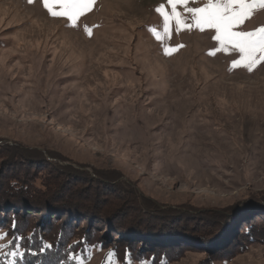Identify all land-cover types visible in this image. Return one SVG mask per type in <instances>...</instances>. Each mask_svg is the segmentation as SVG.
<instances>
[{
    "label": "rangeland",
    "instance_id": "1",
    "mask_svg": "<svg viewBox=\"0 0 264 264\" xmlns=\"http://www.w3.org/2000/svg\"><path fill=\"white\" fill-rule=\"evenodd\" d=\"M1 143L53 152L91 176L116 171L173 208L190 202L212 216L248 203L222 222L206 215L218 229L204 243L187 231L148 237L95 223L102 241L82 257L69 252L71 264H207L224 249L228 259L213 264H264V234L230 248L264 220V200L253 202L264 193V0H0ZM0 198V217L18 214L19 229L91 224L79 205L63 212ZM116 204L113 225L144 230L118 219L129 208ZM5 226L0 264H11L7 255L22 251L11 250ZM118 239L139 255L170 253L132 259Z\"/></svg>",
    "mask_w": 264,
    "mask_h": 264
},
{
    "label": "trees",
    "instance_id": "2",
    "mask_svg": "<svg viewBox=\"0 0 264 264\" xmlns=\"http://www.w3.org/2000/svg\"><path fill=\"white\" fill-rule=\"evenodd\" d=\"M47 154L48 156L38 150L7 143L0 144V194H2L3 199L5 200L8 197L7 203H17L18 206L20 204L40 205L49 209L56 208L57 211L63 212L72 209L73 205H79L78 207H81L79 208L80 211L87 214L86 217L89 216L91 224L87 225L86 220L83 219L79 223L81 228L73 227V222L66 223L62 227L54 226L53 229L48 231H46L47 227H43L44 229L42 226L32 227L31 224L27 228L19 229V215L13 211L9 212L4 217H0V227L2 225H7L5 227L8 229L11 227L10 232L13 239V243L10 245L11 250L16 251L18 246L22 251L20 256L14 254L10 257L7 255L5 261H9L11 264H71L74 259L69 257V252H74V256L82 257L87 253L89 246L95 244L98 240L102 241L100 235L103 229L100 230L99 227L94 225L95 223L103 228H107L106 226L110 224V228L116 231L130 234L142 233L148 237H160V235L168 233L169 236L174 235V232H170L168 229L183 233L187 231L189 237L204 243L201 241H209L213 231L218 229V223L212 226L207 225L206 215L210 216V219L222 222L223 215L221 214H224V218L226 216L233 217L237 213L238 206H240L239 211L246 209L248 206L247 202L237 201L220 209V212L216 211L215 215L212 216L209 214L213 210L201 209L190 202L178 203L173 208L148 194L134 189L133 184L129 180L123 179L122 174L116 171L94 169L93 176H91L88 172L77 170L71 165H61L50 159L56 157L53 156V152ZM27 169H31L34 174L27 172ZM10 174L12 176H7ZM73 176H75V179ZM76 180L81 183H75ZM97 189L101 191L103 196H99ZM260 200H264V193H260L253 198V202ZM121 201H123L125 207L129 208V212L126 215L127 217L119 214L117 218H135V221H140H136L141 225H138V227H143L144 230L137 229L136 225V227L131 226L130 223L124 221L113 225L111 221L115 216L110 215L112 218H107V214H111V212L114 214L120 210L116 202ZM89 203L94 207H88L87 204ZM74 208L76 209V207ZM83 210H86L87 213ZM101 216H106V218H100L102 219L100 221L99 217ZM259 219H261L259 223L252 227H246L244 233L238 234L236 241L230 248L236 247L238 243L251 245L260 241V236L264 234V220L260 216ZM9 223L10 226H8ZM233 223H235L234 220L231 221L230 219L228 226H232ZM191 225L201 232H194L195 229L191 228ZM230 227L226 228L225 231H229ZM40 228L44 232H40ZM115 243H122L118 245L119 248L126 255L136 260L154 256L156 257V263H158L159 258H167L168 253H170V251L165 250H144L139 255L136 243H134V247L128 242H120L119 239ZM71 247L74 248V251L67 249ZM228 250L224 249L221 252L210 253L206 263L213 264L221 256L227 260ZM169 261H171V258Z\"/></svg>",
    "mask_w": 264,
    "mask_h": 264
}]
</instances>
